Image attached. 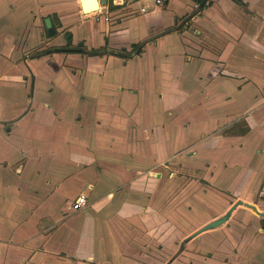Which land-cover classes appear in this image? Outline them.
<instances>
[{"label": "crops", "instance_id": "0c3cea01", "mask_svg": "<svg viewBox=\"0 0 264 264\" xmlns=\"http://www.w3.org/2000/svg\"><path fill=\"white\" fill-rule=\"evenodd\" d=\"M97 1L0 0V264H264L242 204L180 251L264 212V0H136L128 42L133 1Z\"/></svg>", "mask_w": 264, "mask_h": 264}, {"label": "rangeland", "instance_id": "374dc122", "mask_svg": "<svg viewBox=\"0 0 264 264\" xmlns=\"http://www.w3.org/2000/svg\"><path fill=\"white\" fill-rule=\"evenodd\" d=\"M131 1H133L131 4L128 3V5L130 6L129 10L135 9L137 11H134L133 13H137V14H134V16H136V17H133L132 20L128 21L126 24L121 26V28H123V29H128L126 34L118 37L119 39L124 40L125 42L126 41L128 42V41L139 40L142 37L146 36L147 33L150 32V28H149L150 24H148L147 20L144 18V14L139 12L141 4L136 0H129V2H131ZM178 2L181 4V6H178ZM186 4H187V2L185 0H178V1H175L173 8H170V9H172L173 11H177V12L185 11L184 7L186 6ZM151 6H152V4H151ZM170 13L171 12L168 10L163 11V18H164L163 22H164V24L169 23ZM90 21L91 20H89V22ZM102 25H103V23L98 24V26H102ZM128 32H130V33H128ZM103 39H104L103 36H101V34L98 31L96 32V29H94V36L92 37V41L94 43H98L99 41L100 42L103 41ZM214 208H215V206H213L209 209L205 207L203 209V211H204L203 215H206L207 212L211 213ZM207 236L208 235H205L201 239L196 241V245L198 244V245L203 247L204 246V240Z\"/></svg>", "mask_w": 264, "mask_h": 264}, {"label": "water", "instance_id": "95a60500", "mask_svg": "<svg viewBox=\"0 0 264 264\" xmlns=\"http://www.w3.org/2000/svg\"><path fill=\"white\" fill-rule=\"evenodd\" d=\"M84 1H85V0H84ZM93 1H95L94 4H90V5L87 7V9H84V11H85L86 13L94 12V11H96V10L99 9L98 1H97V0H93ZM101 3H102V4H106V3H107V0H105V2H104V1H101ZM46 25H47V27H48L49 32H52L53 30H52V23H51V19H50V18H46ZM239 204H242V205H244V206H246V207L251 208L252 210H254L255 212H257V213L260 214V215H264V212H260V211L257 209V207H256L255 205L250 204V203H248V202H243L242 200H239V201H237V202H236V203H235V204H234V205L228 210V212H226V214H224V215H222V216H220V217H218V218H216V219H214V220L208 222L207 224H205L204 226H202L200 229H198L196 232H194L193 234H191L190 236H188L186 239H184L183 242H182V244H181L180 251L183 250L185 244H186L190 239H192L193 237L197 236L199 233H201V232H203V231H205V230H208V229H214V228H217V227L221 226L223 223H225V222L229 219V217H230L232 211H233V210L237 207V205H239ZM172 260H173V259H171L170 261H172ZM170 261H169L167 264H169Z\"/></svg>", "mask_w": 264, "mask_h": 264}, {"label": "built area", "instance_id": "2783aa9c", "mask_svg": "<svg viewBox=\"0 0 264 264\" xmlns=\"http://www.w3.org/2000/svg\"><path fill=\"white\" fill-rule=\"evenodd\" d=\"M155 4L158 6H165L168 2V0H154ZM142 10H146V7H142ZM88 205V195L83 192L79 194L75 200L72 203V209L79 211L82 208L86 207Z\"/></svg>", "mask_w": 264, "mask_h": 264}, {"label": "trees", "instance_id": "16d2710c", "mask_svg": "<svg viewBox=\"0 0 264 264\" xmlns=\"http://www.w3.org/2000/svg\"><path fill=\"white\" fill-rule=\"evenodd\" d=\"M143 45H144V43H140V44L136 45L133 48V51L132 52H135V53L136 52H140L141 49H142V47H143ZM50 51H52V50L46 49L44 51H41V52L37 53L36 55H41V54L49 53ZM83 51H85L87 53H92V54H103V53H106L107 52V49L106 48H100V49H91V50H88V51L87 50H83Z\"/></svg>", "mask_w": 264, "mask_h": 264}]
</instances>
